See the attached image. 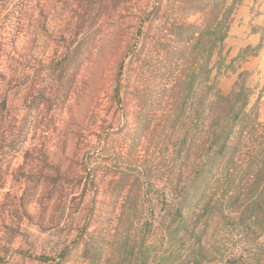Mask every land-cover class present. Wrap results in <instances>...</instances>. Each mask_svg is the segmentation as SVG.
<instances>
[{"label": "trees", "instance_id": "16d2710c", "mask_svg": "<svg viewBox=\"0 0 264 264\" xmlns=\"http://www.w3.org/2000/svg\"><path fill=\"white\" fill-rule=\"evenodd\" d=\"M165 1L155 0L142 15L138 35L143 24L160 23ZM224 1L211 0L202 11ZM84 5H90L88 11ZM98 10V0H0V168L17 152L25 165L36 163L33 171L39 176L29 195L45 204L41 223L48 222L47 207L54 205L56 221L49 219L43 231L62 237L49 253L16 250L15 255L23 264H69L74 250L76 264H264V122L247 110L250 92L244 87L224 94L215 85L216 75L209 80L207 55L226 36L221 20L203 26L185 19L175 25L188 36L185 43L204 45L205 58L194 76L181 79L180 94L163 110L165 178L153 204L148 198L153 183L137 173L113 171L108 177L100 166L113 136L123 133L136 114L130 107L143 110L138 97L126 102L122 92L124 63L134 41L115 63L108 93L89 98L86 113L75 116L81 65L91 63L113 29L103 24L99 30H82L90 17L106 16ZM63 26L65 45L57 50L50 45L59 47L51 30ZM93 74L90 92L96 85ZM67 77L72 84L64 93ZM178 79L173 88L180 86ZM67 105L75 116L71 128L62 115ZM39 116L45 118L32 140V119ZM48 168L53 176L44 172ZM158 203L162 215L154 209ZM104 206L110 207L107 213ZM4 260L0 255V263Z\"/></svg>", "mask_w": 264, "mask_h": 264}, {"label": "rangeland", "instance_id": "374dc122", "mask_svg": "<svg viewBox=\"0 0 264 264\" xmlns=\"http://www.w3.org/2000/svg\"><path fill=\"white\" fill-rule=\"evenodd\" d=\"M98 1L99 15L106 16H102L101 20L99 17H90L85 20L82 30L84 27L90 29L93 26L92 30H99V26L103 24L104 26L113 25V29L109 30L111 33L103 37L104 40L98 44L96 55L89 58L91 63L81 65L79 76L75 80L78 86V96L75 101L79 103L75 116H83L86 113V103L89 98L96 99L98 96H104L114 72L115 63L118 62L125 48L134 41V52L126 58L124 63L122 92L126 102L138 97L137 104L142 106L143 110L138 113L135 108L130 107V111L136 114L129 117L123 133L113 136L114 142L110 144L105 160L100 161V166L108 177L113 171L119 172L118 176L128 172L134 175L137 173L141 180L153 183L154 187H150L148 198H151L154 204L161 197L165 178L166 163L164 153L161 152L164 148V118L161 117L163 110L172 96L177 92L180 94L181 79L194 76L195 68L205 58L204 45L194 48L193 44L185 43L188 36L183 31L180 33L176 31V23L187 19L190 23L209 26L221 20L220 32L224 30L226 36L207 55L211 60L207 66L211 69L209 80L211 81V78L216 75L215 85L224 94L231 91L235 93L244 87L245 91L250 92L247 110L249 113L251 111L256 113L259 120L264 122V104L260 101L264 90V70L259 67L258 56L264 47V0H225L217 9L208 8L205 11H202V7L211 4V0H166L161 12L163 18L158 21L160 23L158 25L143 24L144 28L142 27L140 35L136 29L138 25H141L138 21L151 8L155 0H132L124 5L121 3L118 7L116 4L120 0ZM185 5L187 7L183 9ZM84 6L88 11L90 5ZM92 15L91 13L90 16ZM64 29L65 26L51 30L53 36L59 41V47L55 46L56 43H50L52 48L63 50L61 46L65 43L60 40V35ZM119 30L120 33H118ZM46 35L48 34H45L43 38L45 41L48 38ZM121 37L125 39L123 38L120 44ZM91 39L92 36L88 41ZM43 49V46H40V50ZM82 49L85 50V47L83 46ZM187 52L189 56L183 61V55ZM91 73L96 74L94 92H90L92 81H94ZM68 75L72 76L73 72ZM71 79L70 77L65 79L64 93L72 84ZM175 79H178L180 86L173 88ZM206 90L210 91V88ZM106 92L108 93V89ZM72 107L67 105L62 113L63 120L69 128L75 119V116L71 115L73 111H69ZM106 107H109V104L105 106V109ZM44 118L39 116L32 119L34 123L32 140L36 130L41 128L40 121ZM38 139L40 140V137ZM32 140L30 136V144ZM22 162L17 152L15 157L10 156L0 168V188L4 184V188L0 189V255L5 256L4 262L0 264H23L22 260L15 255L16 250L36 255L49 253L62 238L59 234L47 235L48 233L43 231L49 219L54 223L56 221L54 205L51 203L47 207L45 217L48 222L41 223L40 218L45 204L43 201L40 202L38 195L32 197L29 195L30 187H33L39 176L33 171L36 163L27 166ZM44 172L49 177L53 176L52 168ZM131 180L129 177V184ZM134 194L135 191L131 195L134 196ZM109 209V206L103 207L105 213ZM154 209L160 215L165 211L161 209L160 203L155 205ZM76 252L74 250L69 264H76L78 261ZM213 256L214 254L210 255V257ZM215 263L217 262L213 261L208 264ZM30 264L39 263L30 262Z\"/></svg>", "mask_w": 264, "mask_h": 264}, {"label": "crops", "instance_id": "0c3cea01", "mask_svg": "<svg viewBox=\"0 0 264 264\" xmlns=\"http://www.w3.org/2000/svg\"><path fill=\"white\" fill-rule=\"evenodd\" d=\"M259 37H260V34H259ZM258 56H259V67H260V69L264 70V47H263V50H261L259 52ZM263 87H264V85H263ZM260 101L264 104V90H263V95L260 98Z\"/></svg>", "mask_w": 264, "mask_h": 264}]
</instances>
